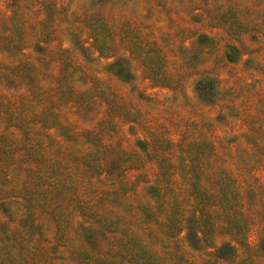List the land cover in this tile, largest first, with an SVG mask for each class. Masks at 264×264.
Wrapping results in <instances>:
<instances>
[{
  "label": "rangeland",
  "instance_id": "1",
  "mask_svg": "<svg viewBox=\"0 0 264 264\" xmlns=\"http://www.w3.org/2000/svg\"><path fill=\"white\" fill-rule=\"evenodd\" d=\"M0 264H264V0H0Z\"/></svg>",
  "mask_w": 264,
  "mask_h": 264
}]
</instances>
